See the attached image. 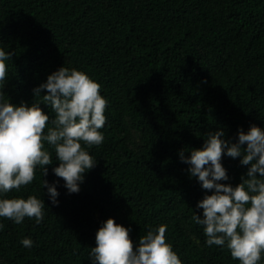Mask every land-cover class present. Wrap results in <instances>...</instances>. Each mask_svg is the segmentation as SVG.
<instances>
[{"label":"trees","instance_id":"16d2710c","mask_svg":"<svg viewBox=\"0 0 264 264\" xmlns=\"http://www.w3.org/2000/svg\"><path fill=\"white\" fill-rule=\"evenodd\" d=\"M0 47L14 51L0 89L9 103L34 100L54 118L32 89L62 65L86 72L108 101L104 139L86 148L96 165L78 192L52 172L58 162L45 142L47 175L38 166L30 184L4 194L35 195L45 208L39 224L0 217V264H89L109 217L131 226L134 248L149 227L166 224L183 264H239L227 247L207 245L192 219L210 190L178 150L189 155L219 129L235 142L238 128H264V0H0ZM239 160L222 154V183L241 182L248 166ZM41 179L57 181L58 205ZM25 236L32 247L21 245Z\"/></svg>","mask_w":264,"mask_h":264},{"label":"clouds","instance_id":"9594fccd","mask_svg":"<svg viewBox=\"0 0 264 264\" xmlns=\"http://www.w3.org/2000/svg\"><path fill=\"white\" fill-rule=\"evenodd\" d=\"M13 55L14 51L0 47V89L9 75L7 62ZM100 88L97 81L76 68L62 65L52 71L32 89L34 97H42L51 106L55 113L51 120L39 106L41 103L33 100L30 105H13L0 91V217L17 224L25 217L34 218L37 224L43 220V199L4 194L30 184L38 166L42 176L47 175L53 159L45 142L54 147L58 162L52 172L63 179L68 193L79 191L84 173L96 165V158L86 148L104 139L100 129L106 123L108 101ZM42 90H46L43 95ZM49 122L52 126L47 127ZM189 153L185 156L182 148L178 157L188 165L189 176L195 177L202 189L210 190L195 205L201 213L193 212L192 216L196 224L203 226L205 243L227 247L239 264H260L264 256V128L255 124L246 132L238 128L235 142L224 138L223 129L209 132L202 146ZM222 154L239 157V163L248 166L235 186L221 182L229 180L221 163ZM41 182L51 204L58 205L57 181ZM3 227L0 223V229ZM166 229V224L149 227L134 248L129 236L131 226H122L109 217L95 233L89 264H183L166 242ZM20 243L30 248L34 242L25 236Z\"/></svg>","mask_w":264,"mask_h":264}]
</instances>
